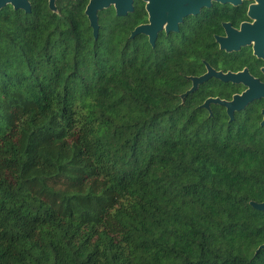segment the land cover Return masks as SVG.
I'll use <instances>...</instances> for the list:
<instances>
[{
    "label": "trees",
    "instance_id": "obj_1",
    "mask_svg": "<svg viewBox=\"0 0 264 264\" xmlns=\"http://www.w3.org/2000/svg\"><path fill=\"white\" fill-rule=\"evenodd\" d=\"M85 3L0 11V264H264V127Z\"/></svg>",
    "mask_w": 264,
    "mask_h": 264
},
{
    "label": "flooded vegetation",
    "instance_id": "obj_2",
    "mask_svg": "<svg viewBox=\"0 0 264 264\" xmlns=\"http://www.w3.org/2000/svg\"><path fill=\"white\" fill-rule=\"evenodd\" d=\"M26 1L29 3L30 10L23 7L16 9L13 3L8 2L0 11L11 8L34 18H48L51 14L63 17L68 2L82 5L85 3L84 12L86 14L87 7L92 0ZM130 1L131 7L124 6L126 11L123 15L118 14L113 0H110V4L98 8L99 25L101 18L122 17L129 22V26L136 20L134 27L130 28L131 37L138 26L149 25L151 23L149 4L153 0ZM154 1L157 17L164 18L155 45L164 36H171L172 46L177 50H183L189 58V63L196 61L197 64L204 66V72L193 76H201L207 73L209 68L223 73H239L247 70L254 82L252 88L257 93L262 92L264 86V0ZM86 15L88 17V14ZM175 25L176 27H173ZM100 31L101 25L99 33ZM140 34L146 36L151 43L149 35ZM190 80L192 87L193 81L191 78ZM202 84L204 100L200 107L209 116L221 113L229 116L228 121H233L250 110L256 114V121L259 125L264 127L262 124L264 121L263 94L255 97L243 109L234 110L233 119H231L228 107L220 102H230L236 96L249 90L250 85L243 80H226L217 75H211ZM204 104L206 105L203 106Z\"/></svg>",
    "mask_w": 264,
    "mask_h": 264
},
{
    "label": "water",
    "instance_id": "obj_3",
    "mask_svg": "<svg viewBox=\"0 0 264 264\" xmlns=\"http://www.w3.org/2000/svg\"><path fill=\"white\" fill-rule=\"evenodd\" d=\"M8 2L13 3L16 9L23 7V8H26L27 10H30L29 3L26 0H0V9ZM113 2H115L116 8L118 10V14L120 15L125 14L126 10L124 9V6L129 7L131 5L130 0H113ZM108 4H110V0L108 2H106V0H92L87 7L86 14H88L90 25L92 26L94 30V35L96 38L99 36V28H100L99 19L97 15V9L102 7L103 5H108ZM149 8L151 11V18H150L151 23L149 25L138 26L133 31L132 36L134 37L135 35L140 34V33L147 34L150 37V41L152 45H155L158 31L161 28V23L163 22L164 18L157 17L154 0L153 2L149 4ZM173 27H176V25ZM170 29H172V27ZM211 75H217L226 80H234V81L243 80L246 84L250 85L249 90H247L241 95L236 96L234 100L230 102L220 101L222 104L228 107V111L231 116V119L234 118V114H233L234 110L243 109L255 97H259L262 94L264 95V86H263V89L261 90L262 92L260 93L255 92V90L252 88L254 85V82L251 79V76L249 75L247 70L243 72H239V73H231V72L223 73V72H217L214 69L209 68V71L201 76H191L190 77L193 81V86L188 91H186L182 95V97H185L189 93L196 91L199 85L202 84L205 80H207ZM205 105L206 104H204L203 106ZM262 124L264 125V121ZM251 204L252 206H254L255 208L259 210H264V201L263 202L251 201ZM261 249H264V244H262L258 248V251Z\"/></svg>",
    "mask_w": 264,
    "mask_h": 264
}]
</instances>
